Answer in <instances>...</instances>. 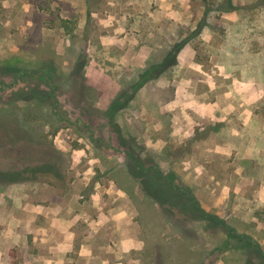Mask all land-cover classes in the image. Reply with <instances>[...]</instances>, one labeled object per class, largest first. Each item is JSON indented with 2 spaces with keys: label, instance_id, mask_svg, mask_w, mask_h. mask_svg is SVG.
I'll use <instances>...</instances> for the list:
<instances>
[{
  "label": "rangeland",
  "instance_id": "1",
  "mask_svg": "<svg viewBox=\"0 0 264 264\" xmlns=\"http://www.w3.org/2000/svg\"><path fill=\"white\" fill-rule=\"evenodd\" d=\"M230 10L264 31V0H0V169L25 178L0 182V264L264 260L228 236L247 235L264 253V100L259 116L240 97L229 100L245 101L239 117L197 115L202 98L178 95L187 75L198 82L180 65L185 45L158 78L131 88L186 36L204 55L195 30L223 24ZM125 90L112 123L106 111ZM114 123L143 158L173 170L207 216L175 219L148 199L127 173ZM42 165L55 171L25 170ZM55 220L74 222L73 240Z\"/></svg>",
  "mask_w": 264,
  "mask_h": 264
},
{
  "label": "crops",
  "instance_id": "2",
  "mask_svg": "<svg viewBox=\"0 0 264 264\" xmlns=\"http://www.w3.org/2000/svg\"><path fill=\"white\" fill-rule=\"evenodd\" d=\"M221 19L223 24L207 25L199 32L201 35L200 44L205 49L204 55L196 56L198 51H203V49L195 48L192 42L186 43L182 49L179 55L180 65L195 71L198 82L195 83L194 79L187 75L184 78L186 84L179 88L178 95L201 97L202 99L197 103L198 107H195L193 111L203 118L212 117L216 110L223 114L241 116L247 109L245 101L234 104L229 101L233 97L251 98L248 102L252 103L251 105H256L253 113L259 116L257 114L262 113L261 103L264 100L263 25L242 23L239 20V12L236 10L226 11L221 15ZM253 34H255L256 44L254 48L251 46ZM249 54L252 55L251 58L247 57ZM190 80L192 82L188 83ZM200 81H202L203 87H201ZM198 87L204 88L203 91H199ZM207 97L218 98L214 100L217 104ZM218 144L220 145V143ZM224 145H228V143H224ZM229 149L232 150V148ZM50 211L49 207L44 206L41 213L43 217L49 219ZM56 221L53 224L61 225ZM73 225L74 222L71 220L66 221V226L61 225V229L62 227L68 228L69 240L74 239Z\"/></svg>",
  "mask_w": 264,
  "mask_h": 264
},
{
  "label": "trees",
  "instance_id": "3",
  "mask_svg": "<svg viewBox=\"0 0 264 264\" xmlns=\"http://www.w3.org/2000/svg\"><path fill=\"white\" fill-rule=\"evenodd\" d=\"M234 9V8H232ZM202 25L198 26L194 33H199L202 29ZM190 42V36H186L182 40L173 44L171 51L169 50L165 57L161 61H154L139 75V77L131 85L134 88V92H137L145 82L158 78L164 71L175 64L177 55L181 48L186 43ZM128 90L122 91L117 99H115L110 107L107 109L109 120L113 123L114 112L119 110L120 107L130 99L127 94ZM115 133L118 135L119 141L126 148V161L125 166L127 173L140 184L144 195L151 201L158 204L161 210L175 219H203V216H207V212L200 205L199 200L190 188L179 185L176 180L177 176L173 170H164L157 163H154L152 158L146 156L142 157V148H135V139L130 137L128 140L124 139L121 128L117 123H114ZM33 173L43 171H55L53 165L35 166L32 168H26ZM23 170H1L0 169V182H15L21 181L24 178L22 176ZM213 220V218H212ZM214 221V220H213ZM218 222H224V220L218 219ZM233 231V232H231ZM232 240H238L245 242L248 247H257L260 256L264 258V253L261 250L260 245L251 240L247 235L237 234L234 230H230L228 234ZM246 264H255L250 259ZM259 264H264V260H261Z\"/></svg>",
  "mask_w": 264,
  "mask_h": 264
}]
</instances>
